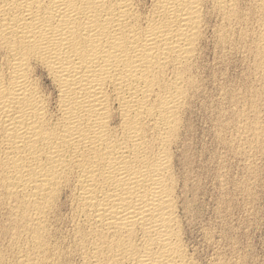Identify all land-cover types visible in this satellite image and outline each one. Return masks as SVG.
Wrapping results in <instances>:
<instances>
[{"label":"bare ground","instance_id":"6f19581e","mask_svg":"<svg viewBox=\"0 0 264 264\" xmlns=\"http://www.w3.org/2000/svg\"><path fill=\"white\" fill-rule=\"evenodd\" d=\"M145 3L0 0V264H196L178 216L182 179L175 165L184 115L204 84L201 44L214 19L215 46L241 42L264 83V0ZM253 128L248 135L256 143Z\"/></svg>","mask_w":264,"mask_h":264},{"label":"rangeland","instance_id":"374dc122","mask_svg":"<svg viewBox=\"0 0 264 264\" xmlns=\"http://www.w3.org/2000/svg\"><path fill=\"white\" fill-rule=\"evenodd\" d=\"M143 2H147L144 4L145 6L149 5L148 4L149 0H147V1L143 0ZM212 20L210 21L209 25L212 24V22H213V24L210 26L208 25L211 28L214 27V25H216L214 23V19H212ZM211 28L207 29L208 31H206V33H205V36H204L205 40H203L205 42L204 43L202 42V44H201V51H200V55L198 58L199 62H200L199 59H201V66H203V67L200 66V68H202L201 69L202 71H201L199 66H198L197 72L200 74L199 71H201L202 74H200V75L201 76L203 75V77H204L203 78V77H200L198 75V78H200L199 84L201 85V83L202 84L204 83L205 85L204 84H203V86L201 85L200 87H203L201 89L199 87V91L200 92L202 91V93L200 95L199 94L200 92L198 91L197 96L200 95L201 97L195 96L197 98V100L194 97L196 102H195V100L191 101V104L189 105V108H188L189 110H188V112H186L187 115H184L185 118L187 117L186 119H184V124L186 123V121L188 122V124L189 123L190 124L188 125L186 123L183 126L181 134L182 133L185 134V132L187 131L186 132L187 136H185L186 134L185 135L182 134V136L180 134V138H179L180 142H181V143L179 142V146H181V148L178 149L179 150L178 154L180 156L178 155V158L176 160V164L178 165L179 163L182 162L181 163L182 165L181 164H179V166L175 165V168H177V170L175 169V171H176V173H178L177 176H179L180 180L182 179L183 181L181 180V185H180V189H179L181 192L180 193L181 194V196H180L181 197L180 198L181 199L180 200L181 201L180 207H181L182 211L179 209L180 213L178 212V216L181 220L182 227L185 224H187L186 226L183 227V230H184V236L183 237L186 238L188 236L186 238V240L184 239V242H185L186 246L188 245L187 249L191 250V254L195 255V257H193V258H195L194 260L196 261V264L197 263L198 264H209V263L211 264L212 262H215V261H221V259H222V262H224V263L230 262V264H235L237 261H239V262L241 261L240 263L243 262L242 264H264V145H262L264 143L263 142L264 141V131H263L264 130V117H263L264 116V111H263L264 110V98L262 100V96L264 97V95H263L264 92H262V90H264V89H262V88H264V83H263V80H261V76L259 78L260 73L257 72L259 74L258 75L256 73V71L254 70V68L252 67L253 65H248V64H251V62H253L252 61L253 56L250 55L249 53H247V52L245 53V51H243L245 49L242 46H240L243 44L241 42H238L234 38L232 41L233 42L232 44L234 47L232 46V44L230 45L231 47L229 45H227V46H224L223 48L219 44H216V46H215V40H214L213 35L211 33V31L214 28H212V29ZM209 34L212 36V38L209 37L210 36ZM206 36H208V37L206 38ZM208 38H210V39H208ZM207 40H208V42H207ZM212 40H214V44H212L213 43ZM239 43H240V45H239ZM217 45L220 47H218ZM213 46L216 47L215 48L216 50L214 49ZM232 47L236 48V50L233 49ZM240 47H242V48H240ZM240 49L243 52L240 51ZM202 50H203V52H202ZM224 50H226V51H224ZM227 50H229V51H227ZM237 50H238V52H237ZM217 51H219V52L217 53ZM239 51L241 53L240 55L237 54V53H239ZM220 52H222L220 55L223 54L224 56L223 55L220 56L219 55ZM202 53H204V54L202 55ZM228 53L230 56L228 55ZM243 53L249 57L248 63H247L248 58L246 56L244 57ZM232 54H234V55H232ZM218 55H219L220 59H218L219 58ZM227 56H229L230 58ZM250 56H251V58H250ZM243 57H244V59L246 58L247 60L246 59L244 60ZM240 59H242L244 61L242 62V60H240ZM250 59H251V61H250ZM220 61L221 62L223 61L224 63L227 61L228 62L225 64L222 62L223 63L222 64V63H220ZM239 61H241L242 63H240ZM244 63L248 66H246ZM198 65H200V63ZM244 65H245V67H243ZM248 68H249V70H247ZM249 71H251L250 73L252 76L250 75ZM254 72H255V74H254ZM245 73H247V74L249 73V75H250L249 79H251V80H249V81L246 80V79H248V78H246V76L247 77H249V76ZM257 76H258V78H256ZM43 77L44 76L42 75L41 82H43L42 83L43 88L47 89V90L44 89V91L46 93L49 92L51 94V92L49 91V89H51L50 88L51 87L50 82H48V80L45 77L44 78ZM252 77H254V79L255 78L256 79L254 80ZM243 78H245V79H243ZM201 80L204 82H202ZM241 81L242 82L245 81L246 83L245 82L242 83ZM218 82H220V83H218ZM248 82L249 83L252 82V83L248 85L247 84ZM234 84L235 85L237 84L236 86L238 88ZM252 84L254 86H251ZM255 84H256V86H255ZM222 86L225 87L224 90H222L223 89ZM230 86L233 88H231ZM239 86H240L242 91H240ZM259 86L261 89L259 88ZM204 87L206 88V90L204 89ZM249 87H250V89H249ZM228 88H231V89H228ZM236 88H237V90H236ZM254 88H256V89H254ZM203 89H204V91H203ZM229 90H230V92L232 91L231 94H230ZM251 90L254 91V92L252 91V94H250ZM255 90L257 91V94H256ZM223 91H225V92H223ZM233 91L234 92L236 91V92L234 93ZM237 91L240 93H238ZM246 91H248V92L250 91L249 92V97H251V99L249 98L250 101H246V100H248L246 98V97H248V96H246V95H248V94H246L247 93ZM203 92H205V93L203 94ZM223 93H225V94H223ZM232 93H234V94H232ZM236 93H238V94H236ZM244 93L246 94L245 97H244ZM235 94H236V96H235ZM241 95L243 96V98ZM257 95H259V97ZM224 96L226 98L228 97L227 99L225 98V102L227 101L226 103H228L230 101V104H226L225 102H224L225 104L223 103L222 99H224ZM232 96H233V98H232ZM50 97L52 100L51 105L53 108L54 97H53V95H51ZM200 98H201V100H200ZM235 98H237V99H235ZM241 98L243 100H241ZM253 98H255V99H253ZM230 99L234 100V102L231 101ZM252 100H254V101L256 100L255 101L256 103L254 102L252 104V102H253ZM192 102L196 103L197 105L196 104L194 105ZM233 103H237L239 105V108H238L237 104H233ZM242 104H244L246 106H244ZM250 104H251V106H250ZM261 104H262V106H261ZM231 107H234V109L233 108L231 109ZM241 107L244 109H240ZM246 107H248V109L250 111ZM253 107H255L256 109L255 108L253 109ZM257 107H258V109H257ZM191 108H192V110H191ZM235 108H236V110H235ZM237 108L239 109V113H242V117L239 119V123H238L237 119L235 118V114L238 113ZM262 108H263V110H261ZM227 109L231 113L226 111ZM221 110H222V112L225 111V115H222ZM255 110L258 112V114ZM232 111H234V112H232ZM260 111H261V113H260ZM216 112H218V114ZM219 112L221 114H219ZM226 112H227V115H226ZM231 114H234V116H232ZM246 114L248 115V117ZM254 114H255V117H254ZM216 115H218V116H216ZM250 115H253L254 118L251 116V118L248 119L250 117ZM226 116H229V117L226 118ZM243 116L246 119H244ZM219 117L221 120L219 119ZM222 117L224 118V120ZM230 117H231L232 121H230ZM188 118H190L189 119L190 122H189ZM217 119H219V121ZM227 119H229L230 122H228ZM252 119L253 120L255 119V120L253 121ZM222 120H223V122H221ZM217 121H218V123H217ZM234 121H235V123H234ZM244 121H246L247 123ZM240 122H243V125H241L242 123H240ZM224 123H226V125L228 127ZM227 123H229V124H227ZM230 123L236 124V125H231ZM221 124L224 127H222ZM239 124H240V127L242 130L244 127L246 128V126H248V125L251 126V124H252L251 127L253 128V125H254V128H255V129L253 128L254 131H259L258 133L260 134V141L263 142V143L261 142V146L258 147V145H260V141H258L259 144H258V142L254 143L255 141L251 143V139H249L250 137L248 134H250L253 131L252 128L247 127L248 128L247 131H246L247 128L246 129L244 128L245 129L244 131H246V134L243 131L240 133L241 129L239 127ZM190 125H191V127H190ZM231 126L232 127L238 126V129L240 131L235 130V129H237V127L236 128L234 127L235 129L229 128ZM184 127L187 129L185 130ZM216 127H217V130H216ZM219 127L225 128L224 130L226 132L224 130L222 131V129ZM189 128H190V130H189ZM230 129L233 130V131L231 130V132H233V133L230 132ZM219 131H221V132H219ZM235 132L237 133V136H235L236 135ZM242 133L245 135V137ZM228 134L231 135L232 138H231V136L229 137ZM216 135H218L220 137L222 136L223 140L221 141L220 137H218ZM238 135H240V136H238ZM261 136L263 137V140H261ZM239 138H240V140H238ZM243 138L244 139L246 138V141L243 140ZM181 139H182V141H181ZM216 139L217 140L219 139L220 141L218 140L219 142L218 141L216 142ZM227 139H230V140H227ZM184 140H185V142H183ZM223 141L226 143H224ZM227 142L228 143L231 142L230 147H229V145H227ZM238 142H240V143H238ZM246 142L248 144H245ZM218 143H221L222 145L225 144V145L222 146L220 144V146H219ZM236 143H238V144L235 146L234 144H236ZM253 143H254V145H253ZM231 144L235 147L232 148ZM240 144H242V145H240ZM256 144H257V146H256ZM184 145H186V147ZM183 146L185 148H189V150H187V149L184 150ZM227 147H228V149H227ZM236 147H238V148H236ZM239 148H241V149H239ZM237 149L239 151H237ZM232 150H235L236 152H234ZM181 153L182 154L187 153L185 155L188 159L185 157V155L182 156ZM184 159H187V161ZM246 160H247V162H246ZM185 166H186V168H183ZM219 167L222 168V170H220ZM219 171H220V173H219ZM185 172L187 174L190 173V175H187ZM181 173L186 174V175L183 174V176H187V177L189 176L188 179L184 180V178H187V177H183ZM219 174H221V175L219 176ZM222 174L224 175L223 177H222ZM217 175L219 177H217ZM221 178H222V180H220ZM191 179H192V181H191ZM186 183H187L188 187H186ZM192 188H194L193 194H192V190H191ZM182 190H183V192H182ZM189 191H191V192H189ZM183 193H185V194L183 195ZM190 194L193 196H191ZM186 195H187V197H186ZM193 199H195V200H193ZM184 201H186L187 203ZM189 201L193 202V203H190ZM189 204L192 205L194 209ZM182 207L184 208L185 214L183 213ZM64 209H65V211H63ZM1 210H2V212H1ZM190 210H192V211H190ZM66 211L68 212L67 208L61 209L60 214H59L61 217V220H65V218L67 216ZM190 212H192V213H190ZM182 214H184V215H182ZM1 215L3 218L1 217ZM3 215H4V211L0 207V218H2V219H0V223L1 222L3 223V220H4ZM188 216H189V218H188ZM62 217H63V219H62ZM188 219L191 221H189ZM62 222H60L61 225L62 224L65 225ZM221 222L225 223V225L221 224ZM2 223L0 224V226L2 225ZM60 223L58 222L59 226L57 224L56 225H57V228H59V229L61 228L60 230L62 232L64 230V228H66V227L60 226ZM185 227L186 228L188 227V228L184 229ZM222 227H224V228H222ZM185 234H187V235H185ZM203 235H205L206 237ZM209 238H210V240H209ZM229 240H230V242H229ZM232 241H233V243L235 241V243H234V245L231 246ZM187 242H188V244H187ZM235 244H236V247L233 248L235 246ZM218 247L219 248L221 247V248L219 249ZM236 249H237V251H235ZM225 250H227L228 253ZM228 250L231 252H229ZM238 250H239V252H238ZM218 251H221V252H218ZM222 251H224L226 255H224V252H222ZM234 252H236L237 254ZM189 253H190V251H189ZM219 253L221 254V257H220ZM229 253H231L233 255H231ZM214 254L217 256V259H216V256ZM227 255H229V256H227ZM234 255L236 256L235 260H234V258H235ZM223 256H224V258H223ZM229 257H232V259L231 258L229 259ZM223 259L225 261H223ZM241 259H245V260H241ZM227 260H228V262H227ZM231 262H235V263H231ZM239 262H237L236 264H238Z\"/></svg>","mask_w":264,"mask_h":264}]
</instances>
